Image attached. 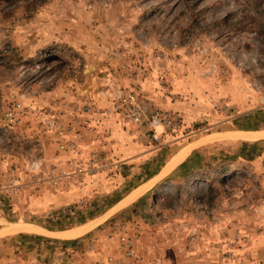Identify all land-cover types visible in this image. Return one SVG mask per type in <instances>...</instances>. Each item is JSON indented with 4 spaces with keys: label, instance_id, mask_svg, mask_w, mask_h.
I'll list each match as a JSON object with an SVG mask.
<instances>
[{
    "label": "rangeland",
    "instance_id": "1",
    "mask_svg": "<svg viewBox=\"0 0 264 264\" xmlns=\"http://www.w3.org/2000/svg\"><path fill=\"white\" fill-rule=\"evenodd\" d=\"M0 264H264V0H0Z\"/></svg>",
    "mask_w": 264,
    "mask_h": 264
},
{
    "label": "built area",
    "instance_id": "2",
    "mask_svg": "<svg viewBox=\"0 0 264 264\" xmlns=\"http://www.w3.org/2000/svg\"><path fill=\"white\" fill-rule=\"evenodd\" d=\"M114 107L123 118L137 125L147 122L153 128L159 125L169 127L175 122L169 113L161 112L155 108L148 109L147 104L132 90L121 92ZM4 116L11 123L15 121V106H12V109L9 108Z\"/></svg>",
    "mask_w": 264,
    "mask_h": 264
},
{
    "label": "bare ground",
    "instance_id": "3",
    "mask_svg": "<svg viewBox=\"0 0 264 264\" xmlns=\"http://www.w3.org/2000/svg\"><path fill=\"white\" fill-rule=\"evenodd\" d=\"M256 132V131H254ZM250 131H238L230 134L229 139L235 140V141H252L255 140L256 138H259L261 136V133H254ZM178 156L173 157L169 163L167 164V168L170 169L176 162ZM133 196L129 195L124 197L122 200H120L114 207H118L121 205H124L126 202H130L132 200ZM95 221V220H94ZM11 228V227H10ZM19 230L24 231V232H29V233H39V229H37L35 226L29 225V224H24L21 225ZM82 230V228L78 229H72V230H67V231H61V232H55V236L61 237V238H69L72 236L77 235Z\"/></svg>",
    "mask_w": 264,
    "mask_h": 264
},
{
    "label": "crops",
    "instance_id": "4",
    "mask_svg": "<svg viewBox=\"0 0 264 264\" xmlns=\"http://www.w3.org/2000/svg\"><path fill=\"white\" fill-rule=\"evenodd\" d=\"M120 147H121V146H120ZM141 153H142V152H141ZM137 156H138V155H137ZM125 157H126V158H121V161H124V163H127V161H129L130 158H133V157H130V156H125ZM131 161H132V160H131ZM178 163H179V162H177L176 165H177ZM174 167H175V166H174ZM132 192H133V191H132ZM165 193H166V192H165ZM129 194H130V193H127L126 196H128ZM126 196H125V197H126ZM123 198H124V197H123ZM123 198H122V199H123ZM122 199H121V200H122ZM117 203H118V202H117ZM115 205H116V204H115Z\"/></svg>",
    "mask_w": 264,
    "mask_h": 264
}]
</instances>
